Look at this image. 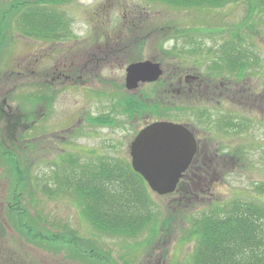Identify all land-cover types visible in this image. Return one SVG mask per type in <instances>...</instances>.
I'll return each instance as SVG.
<instances>
[{"label":"rangeland","instance_id":"rangeland-1","mask_svg":"<svg viewBox=\"0 0 264 264\" xmlns=\"http://www.w3.org/2000/svg\"><path fill=\"white\" fill-rule=\"evenodd\" d=\"M16 1L0 0V264H192L202 212L234 198L264 202V0L186 8L61 0L72 29L62 39L21 33L20 12L10 10ZM231 46L250 51L242 80L241 63L228 59ZM132 59L161 62L162 81L128 90ZM178 71L237 91L175 94L163 79ZM158 92L176 108L130 114L120 107L132 98L155 104ZM101 116L105 124L94 120ZM163 118L192 124L212 167L195 185L153 192L156 208L143 209L153 214L142 231L100 229L72 194L54 191L63 155L80 157V168L94 158L131 160L138 127ZM33 229L38 235L30 236Z\"/></svg>","mask_w":264,"mask_h":264},{"label":"trees","instance_id":"trees-1","mask_svg":"<svg viewBox=\"0 0 264 264\" xmlns=\"http://www.w3.org/2000/svg\"><path fill=\"white\" fill-rule=\"evenodd\" d=\"M150 1L186 8L206 4L221 6L234 0ZM62 5L61 0H20L16 1L10 10L20 12V31L27 37L62 39L70 34L71 29L67 13L59 9ZM136 39L138 38H134V41ZM248 51L232 46L228 51L230 63L237 66L241 63L236 67L241 72L247 68L249 61L244 60ZM121 106L130 114L136 112L135 102H123ZM70 159V167L65 169L61 178L57 177V183L62 191L75 193L79 200L82 198L86 217L91 223L105 231L123 235L140 232L150 224L153 211L148 213L143 212V209H150L151 206L156 208V202L144 179L132 170L129 163L103 159L91 161L82 168L80 165L71 168L78 162V157L71 154ZM14 170L17 172V167H14ZM20 181L22 184L25 182L21 176ZM194 228L197 242L192 264H264L262 200L244 201L234 198L225 203L214 204L201 213ZM34 232V229L30 231V236ZM65 238L70 243L69 239Z\"/></svg>","mask_w":264,"mask_h":264},{"label":"water","instance_id":"water-1","mask_svg":"<svg viewBox=\"0 0 264 264\" xmlns=\"http://www.w3.org/2000/svg\"><path fill=\"white\" fill-rule=\"evenodd\" d=\"M163 74L159 63L143 61L127 68V87L134 90L140 81L153 82ZM133 166L159 194H169L186 171L196 151V140L180 124L156 122L145 128L132 143Z\"/></svg>","mask_w":264,"mask_h":264},{"label":"flooded vegetation","instance_id":"flooded-vegetation-1","mask_svg":"<svg viewBox=\"0 0 264 264\" xmlns=\"http://www.w3.org/2000/svg\"><path fill=\"white\" fill-rule=\"evenodd\" d=\"M179 71L175 72V73H170L169 76H167V78L163 81H169L171 82V84L169 85L171 90V92L175 93V91H177V94H180V92L184 91V89L188 90L190 93H194V91H200L202 89H204L207 93L212 94L213 96H215L217 94V92H220V89H224L226 91H232L231 88H229V84L226 83H222L220 87L213 86L210 83H212L211 81H209L210 83L205 84V81L203 80L202 76H200L199 74L196 75H179ZM177 88V89H175ZM237 91V90H236ZM195 94V93H194ZM220 94H222L220 92ZM228 95V94H227ZM197 97V96H196ZM166 101H168L169 103H173L174 101H172L171 99L173 98H165ZM200 100V99H199ZM199 100H196V102L198 103ZM195 133V136L197 138V142H198V149H197V153L196 156L192 162V165L189 168L188 173L184 176L183 181L187 182V183H196V180L199 178H202L203 176L201 174H203L204 172V165L207 163L205 160H208L209 157V145L208 144H203V148H202V142H201V137H199V135L197 134V132L192 129ZM207 148V149H206ZM210 156H212L210 154ZM204 175V174H203ZM195 185V184H194Z\"/></svg>","mask_w":264,"mask_h":264}]
</instances>
